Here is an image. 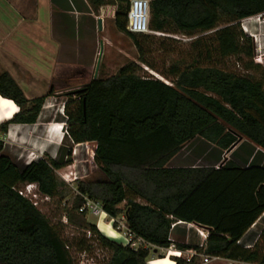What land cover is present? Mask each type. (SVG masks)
<instances>
[{
    "label": "trees",
    "instance_id": "16d2710c",
    "mask_svg": "<svg viewBox=\"0 0 264 264\" xmlns=\"http://www.w3.org/2000/svg\"><path fill=\"white\" fill-rule=\"evenodd\" d=\"M88 2L95 11L110 5L105 0ZM113 3L118 8L115 29L132 41L137 62L106 79L90 80L74 92L76 109H66L69 140L95 145L93 162L103 179L78 184L79 198L67 221L109 252L106 264H146L148 247L172 246L209 258L264 264V228L253 247L239 245L264 214V168L220 162V154L242 138L264 151V61L255 62L253 40L241 28L243 20L264 13V0H149L151 32L202 36L190 43L188 63L179 60L162 69L151 57L152 37L126 30L129 0ZM231 58L237 60L239 73L222 68L221 62ZM258 71L260 79L250 75ZM0 96L19 109L0 125V133L11 124H35L45 100H27L6 73L0 75ZM187 147L199 151L202 163L170 166ZM61 166L57 160L39 158L19 169L0 139V264H75L61 236L63 227L52 225L17 192L35 184L40 195L63 198L64 186L55 174ZM86 201L97 203L113 222L124 203L128 234L145 246L135 249L103 236L85 219L87 210L80 212ZM178 223L206 230L203 245L185 231L175 237ZM85 242L77 244L81 251L89 249ZM180 259L172 261L192 264L195 256Z\"/></svg>",
    "mask_w": 264,
    "mask_h": 264
},
{
    "label": "crops",
    "instance_id": "0c3cea01",
    "mask_svg": "<svg viewBox=\"0 0 264 264\" xmlns=\"http://www.w3.org/2000/svg\"><path fill=\"white\" fill-rule=\"evenodd\" d=\"M110 8V5H102L95 11L88 0H0V75L8 74L27 100L43 97L50 90L51 95L64 91L66 79L74 80L84 76L83 67L73 59H68V55L75 53L72 48L79 31L103 32V17L109 13ZM98 17L102 20L101 32L97 28ZM251 23L246 22L243 31L248 35L260 32L264 54V34H261L264 33V27H256ZM104 41H100L103 49ZM250 75L260 79L261 72H252ZM75 88L79 89L80 86ZM47 102L45 100L44 104ZM46 108V113L53 112L49 107ZM18 111L12 101L0 96V125L10 121ZM61 124L60 116L56 113L51 114V120L46 123L39 116L32 125H9L5 133H0V139L9 143L11 141L41 156L47 154L48 158L56 160L61 142ZM228 161L242 169L250 166L264 168V151L242 138L229 151L220 154V162ZM107 219L104 213L98 216L96 227L106 238L116 240V233ZM187 225L191 224L178 223L176 226L179 230ZM263 228L264 214L244 234L239 245L244 248L253 247ZM107 231L113 236L106 235Z\"/></svg>",
    "mask_w": 264,
    "mask_h": 264
},
{
    "label": "rangeland",
    "instance_id": "374dc122",
    "mask_svg": "<svg viewBox=\"0 0 264 264\" xmlns=\"http://www.w3.org/2000/svg\"><path fill=\"white\" fill-rule=\"evenodd\" d=\"M105 2L110 4L111 8L108 9L109 13L104 15L103 17L105 21L103 24V32H84L82 29L77 35L74 48H72V51L74 50L75 52L74 55H68L69 60L73 59L75 63L83 67L82 70L84 76H82V78L80 79H66L64 91H59L57 94H52L49 96H46L47 94L43 96L48 102L47 104H44V100L41 112L39 114L41 121H44V123L51 120V114L54 113L60 116V120L62 122L59 130L61 142L57 152L56 160L63 166H61V169L57 170L55 174L58 181L63 183L64 194L63 198L58 197L55 199H50L49 201H45L43 200L42 196H39L38 209L52 225L56 227H63L61 236L64 242L70 247V252L72 257L74 258L75 264H106L110 255L109 252L106 249L102 248L93 238H91L90 240H86L83 232H79L76 227H74L67 221V214L73 212V205L75 203V200L79 198L77 192L78 184H87L89 182L102 181L103 179L93 162V158L91 157V151H93L92 147L76 146L69 140L66 133V109H68L70 113H72L76 109L78 95L74 94V92L77 90V88L75 87L80 86V88H82L85 84H88V82L93 79L100 49L99 43L101 40L105 41L102 58L98 69V78L106 79L108 77H111L115 75L119 68H121L123 65L129 62H137V52L133 46L132 41L125 34H122L115 29L113 18L115 11L118 9L117 5L113 3V0H105ZM245 23L246 22H241L242 29ZM251 24L258 27L257 22H252ZM258 31L259 29H257V32ZM209 34L211 35V33H208L203 36ZM261 34H263V32H261ZM149 35L153 40L151 46V57L154 59V62L159 69H162L163 67L167 68L170 63L175 61L183 60L184 62L188 63L191 60L190 55L192 51L189 49V45L192 40L186 41L185 39H187V37L182 35H170L162 33H153ZM198 37L202 36H195L192 38L194 40ZM167 38L174 39L178 41V43L172 44L171 42L163 40ZM160 48H166L169 50V52H167V50L163 52L160 50ZM67 52L68 51L66 50V53ZM236 63L237 60L235 58H231L221 62V66L227 71L239 73L236 68ZM143 70L146 74L161 79L157 74L151 73L146 68H143ZM165 82L169 84L168 81ZM65 103L67 104L64 109ZM46 107H49L48 109L53 112L46 113ZM8 143L9 141H3L5 153L11 158L13 163L19 169H22L28 163L36 161L39 158H48L47 154L41 156L39 153H36L35 151L27 149L23 146L12 144L11 141L9 144ZM201 163L202 161L199 160V151H197V149L194 150L191 147H187L172 160L170 166L186 167L190 165H200ZM58 171H61V174L66 173L68 176H70L71 173L74 172V175L78 178V180L71 184L65 183L58 176ZM24 186H21L20 188H24ZM119 208L122 210V213L119 215V217H117L116 220H114V222L107 219L111 229L116 233L114 236L116 237L114 238L116 240L113 241H116L123 246L124 244H126V242H130L131 244L135 245L134 247L136 249L139 247V243L137 241H133L131 236L128 234L124 219V203L121 204ZM85 219L88 221V223L96 226L98 216H93L91 211L88 210ZM113 223L115 224V227L112 226ZM182 227L183 228H180L178 232L182 233L185 231L188 238L194 241L197 240L201 245L202 240L197 233L195 226L187 225ZM177 233L175 234V237ZM107 234L108 233H106V235ZM88 237L89 235L87 234V239H89ZM81 239H84L86 241L85 245H89V249H84L81 251L79 247H77V244L81 241ZM148 249L149 255L146 259V264L151 260H158L161 256H163L164 258L168 257L171 253H175L177 251L173 246L168 250H155V248L153 247H148ZM205 258L208 259L207 263H204ZM171 259H176V257L171 256ZM180 260L185 261V258H181ZM192 264L241 263L231 262L220 258L214 260L213 258H209L208 256L197 253Z\"/></svg>",
    "mask_w": 264,
    "mask_h": 264
},
{
    "label": "built area",
    "instance_id": "2783aa9c",
    "mask_svg": "<svg viewBox=\"0 0 264 264\" xmlns=\"http://www.w3.org/2000/svg\"><path fill=\"white\" fill-rule=\"evenodd\" d=\"M149 19H150V3L149 0H129V9L127 13V25H126V30L131 33V34H136V35H149L153 34L149 30ZM242 22H257L258 27H261L264 25V13L256 15L254 17L247 18L243 20ZM242 26V25H241ZM244 30V27H243ZM156 34V33H154ZM264 34V33H263ZM254 44V52L256 56V62L262 63V56L264 55L262 53L263 48L261 47V41H260V32L251 34L249 35ZM186 41H191L193 38H187L185 39ZM76 146H90L92 147L93 151H91V157L93 158L94 155V149L95 145L93 144H79ZM58 176L68 184L74 183L78 180V178L74 175V172L71 173L70 176H68L66 173H62L61 171H58ZM18 194L23 197L24 199L28 200L31 202V204L38 208L39 202L38 198L39 196H42L38 192V187L35 184H26L24 188H19L17 189ZM43 197V200L49 201L50 199L48 197ZM84 210H90L93 216H100L103 214L100 206L97 203H93L90 201H86L84 206L80 209V212H83ZM194 226V225H193ZM195 229L197 233L199 234L202 243L200 246L203 245L205 242L208 232L202 228L196 227ZM140 245H144V243L140 240L137 241ZM130 245L132 248H135L134 244H131L130 242H126L124 246ZM176 258H185L187 261H189L192 257L196 256L194 252H180L176 251L175 252ZM214 260L219 259V258H213ZM208 259H204V263H207ZM232 262V261H231Z\"/></svg>",
    "mask_w": 264,
    "mask_h": 264
},
{
    "label": "water",
    "instance_id": "95a60500",
    "mask_svg": "<svg viewBox=\"0 0 264 264\" xmlns=\"http://www.w3.org/2000/svg\"><path fill=\"white\" fill-rule=\"evenodd\" d=\"M97 28H98V32L102 31V20L100 18L97 19ZM102 53H103V45H102V42H101L93 79H96V77H97L98 69H99V66H100L101 58H102ZM83 87H85V85ZM80 89L81 88L77 89L76 91H79Z\"/></svg>",
    "mask_w": 264,
    "mask_h": 264
},
{
    "label": "bare ground",
    "instance_id": "6f19581e",
    "mask_svg": "<svg viewBox=\"0 0 264 264\" xmlns=\"http://www.w3.org/2000/svg\"><path fill=\"white\" fill-rule=\"evenodd\" d=\"M107 233H108V235L113 236L112 233H110V232H107ZM174 255H175V253H171L170 256H168V257H165L163 259H158V260H151L147 264H175L169 258V257L174 256ZM174 257H176V255Z\"/></svg>",
    "mask_w": 264,
    "mask_h": 264
}]
</instances>
